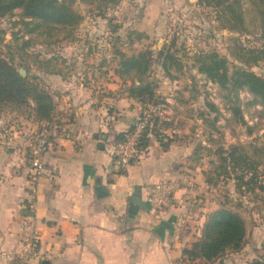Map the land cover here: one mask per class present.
<instances>
[{"label": "crops", "instance_id": "0c3cea01", "mask_svg": "<svg viewBox=\"0 0 264 264\" xmlns=\"http://www.w3.org/2000/svg\"><path fill=\"white\" fill-rule=\"evenodd\" d=\"M161 1L143 2L146 17L134 25L136 30L151 31L154 23L147 24V17L161 14ZM117 61L66 59L73 70L44 73L43 85L54 96L57 121L66 135L45 152L34 191L27 139L44 120L10 109L1 113L0 250L13 258L0 264H20L31 236L37 239L34 264L216 263L183 255L201 236L209 213L204 209L200 221L194 220L185 202L194 191L188 174L197 170L185 166L195 147L190 138L162 142L150 136L147 149L128 165H118L107 152L142 110L141 101L128 92L130 81L115 73ZM98 186L106 192L98 194ZM152 186L168 187L171 193L153 203ZM134 197L141 202L137 212L130 210ZM262 252L261 245L260 256L251 259H261ZM219 263L228 264L224 258Z\"/></svg>", "mask_w": 264, "mask_h": 264}, {"label": "rangeland", "instance_id": "374dc122", "mask_svg": "<svg viewBox=\"0 0 264 264\" xmlns=\"http://www.w3.org/2000/svg\"><path fill=\"white\" fill-rule=\"evenodd\" d=\"M144 1L120 0L116 5L99 8L76 0L74 8L84 15L81 24L67 32L59 28L53 37L30 34L22 21L21 10L15 9L13 14L0 17V48L19 69L40 82L49 70H73L65 64L66 59L71 63L87 56L103 60L115 57L116 47L128 55L145 51L151 58L157 90L164 91L159 95L172 119L167 126L175 131L163 133L162 140L190 138L195 146L191 160L185 163L197 167L195 173L188 174L194 189L192 196L185 198L191 209L190 218L200 221L204 209L210 213L221 207L239 213L248 231L245 246L238 252L227 250L223 258L233 264L259 257L258 249L264 241V153L256 147L264 145V105L252 103L253 96L246 90L238 92L235 104L234 100L228 101L229 92L199 72L196 55L214 51L226 59L230 71L242 67L264 77V59L246 65L235 55L239 47L264 48L260 31L263 23L255 15V7H264L251 0H240L241 6L233 1L234 10L242 9L246 14L248 30L244 31L231 27L242 25L236 24L228 10L224 12L227 20L199 0H162L161 14L147 17L151 23H146H154V27L150 32H142L134 25L146 17ZM174 38L183 67L179 71L172 68L170 74L162 69L158 76L162 61L160 48ZM232 146L252 157L241 165L256 170L245 175L240 169L233 171L222 159Z\"/></svg>", "mask_w": 264, "mask_h": 264}, {"label": "trees", "instance_id": "16d2710c", "mask_svg": "<svg viewBox=\"0 0 264 264\" xmlns=\"http://www.w3.org/2000/svg\"><path fill=\"white\" fill-rule=\"evenodd\" d=\"M88 5L96 4L99 8L108 5H116L120 0H79ZM233 1L240 0H199L205 6L216 9L219 16L227 19L224 12L228 10L232 13L237 27L232 24V28H244L246 14L241 9L234 10ZM76 0H0V17L13 14L15 9L21 10L22 21L28 26L29 33L44 34L53 37L59 28L62 31H70L81 24L84 15L74 8ZM264 7V0H251ZM220 12V13H219ZM223 12V13H221ZM255 15L261 20V36L264 39V9L255 7ZM29 18L25 20L24 18ZM117 28L115 27L114 31ZM116 58L118 59L115 73L123 80L130 81L128 92L137 98L142 104L159 103L163 99L157 93L156 79L151 73V58L145 51L127 54L117 47ZM161 56V67L166 74H170L172 68L181 70L183 67L179 50L176 49V40L171 39L165 43L159 51ZM237 58L246 65L251 61L257 62L264 59V48L261 50H251L246 47H239L235 50ZM196 63L200 73L214 82H217L223 89L229 92L228 101L236 103L238 92L246 90L253 96V102L264 105V77L247 68L234 67L230 71L227 61L214 51H201L196 55ZM214 109L215 106L212 105ZM235 108V107H234ZM15 110L34 115L37 120L52 121L58 120V111L53 94L39 81V78L30 77L29 73L22 75L14 62L7 58L0 48V115L5 110ZM153 136L162 141L163 133L159 132L154 125L148 127L140 140V149L145 151L149 145V137ZM161 136V137H160ZM163 142V141H162ZM241 149V148H240ZM258 152L264 153V145L257 146ZM239 147L232 146L227 155L222 159L231 165L232 170H242V175L252 172L254 168L248 165H241L250 159ZM243 157V158H242ZM252 158V157H251ZM261 159V158H259ZM256 170V169H254ZM226 172V169H225ZM230 172V171H229ZM228 173V172H226ZM208 182H211L207 178ZM247 227L244 218L228 208L216 209L207 214L202 227V233L191 248H184L183 255L190 261L202 260L213 263L222 259L227 250L231 252L240 251L246 243ZM263 253L261 259L253 258L244 262H234L233 264H264V241L262 243Z\"/></svg>", "mask_w": 264, "mask_h": 264}, {"label": "built area", "instance_id": "2783aa9c", "mask_svg": "<svg viewBox=\"0 0 264 264\" xmlns=\"http://www.w3.org/2000/svg\"><path fill=\"white\" fill-rule=\"evenodd\" d=\"M166 105L164 102L142 104L141 114L131 128L126 130L123 136L115 143L107 147L108 154L115 162L122 166L128 165L131 161L136 160L142 154L140 149V140L146 129L154 125V127L164 134H171L174 129H170L167 124L171 121ZM170 131H168V129ZM66 132L61 129L57 120L42 121L37 128L32 130L28 139V158L27 163L30 169V183L34 191L40 177L44 171L43 156L45 152L52 148L58 139L65 137ZM151 200L153 203L164 201L168 198L171 190L168 187L159 188L152 186L149 189ZM37 247V239L31 236L28 240V248L21 258L20 264H34L32 261V253ZM13 255L0 250V260H11Z\"/></svg>", "mask_w": 264, "mask_h": 264}, {"label": "water", "instance_id": "95a60500", "mask_svg": "<svg viewBox=\"0 0 264 264\" xmlns=\"http://www.w3.org/2000/svg\"><path fill=\"white\" fill-rule=\"evenodd\" d=\"M20 73L22 75H26V72L24 69H19ZM98 194H101L103 192H106L102 186L97 187ZM141 206V202L139 199H135V197L132 199V205H131V212H137L138 208Z\"/></svg>", "mask_w": 264, "mask_h": 264}]
</instances>
